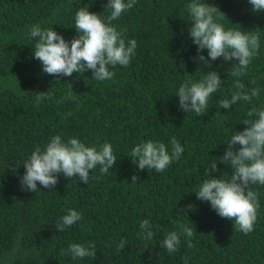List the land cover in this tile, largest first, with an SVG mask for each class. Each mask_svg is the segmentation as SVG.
Masks as SVG:
<instances>
[{
  "label": "trees",
  "instance_id": "trees-1",
  "mask_svg": "<svg viewBox=\"0 0 264 264\" xmlns=\"http://www.w3.org/2000/svg\"><path fill=\"white\" fill-rule=\"evenodd\" d=\"M107 2L0 0V264H264V185L251 186L259 194V208L248 234L195 195L208 178L204 172L209 165L218 163L214 177L229 178L231 169L219 161L226 144L233 130H244L250 110L264 107V11L253 12L248 0H204L224 14L217 16L225 29L241 27L260 35L259 51L240 77L259 95L225 110L218 101L235 91L234 61H211L206 49L199 54L210 67L194 61L197 46L189 37L186 9L191 0H136L113 21L126 43L135 39L137 47L127 67L110 68L115 73L111 80L97 81L90 70L70 77L44 73L33 56L31 26L52 28L71 41L79 35L78 8L87 5L106 18ZM209 71H216L222 84L208 110L202 116L184 112L176 97L180 85L198 82ZM70 88L73 98L63 99ZM40 92L47 98L37 103ZM56 135L98 149L110 143L117 162L107 174L99 166L91 170L87 184L61 173L51 191L39 184L35 193L22 190L24 161ZM172 137L184 151L163 172L140 170L132 163L137 144L159 141L171 151ZM188 205L193 208L184 216L180 210ZM68 209L79 212L81 220L57 231L55 225ZM145 219L154 233L151 239L141 234ZM180 225L193 228L194 235L186 237ZM171 231L180 232V244L170 254L162 241ZM122 239L124 249L117 252ZM73 243L95 244V258L73 259L67 252Z\"/></svg>",
  "mask_w": 264,
  "mask_h": 264
},
{
  "label": "clouds",
  "instance_id": "clouds-1",
  "mask_svg": "<svg viewBox=\"0 0 264 264\" xmlns=\"http://www.w3.org/2000/svg\"><path fill=\"white\" fill-rule=\"evenodd\" d=\"M135 3L136 0H108L104 8L109 9L110 14L106 18L90 12L87 5L79 7L75 12V32L79 35L71 41H66L52 28L42 29L39 24L32 25L29 36L36 41L33 56L41 63L42 71L53 77H70L73 73L83 74L90 70L92 78L97 81L111 80L115 73L110 68L117 65L127 67L137 47L135 39L126 43L123 33L112 22ZM248 3L253 12L264 11V0H248ZM186 9L191 20L189 37L197 46L194 61L210 67L209 60L199 54L205 49L211 61L217 58H222L224 62L234 61L231 75L236 78L233 83L235 91L230 99H220L218 107L226 110L240 100L247 102L257 97L260 90L256 87L248 89L240 77L247 74L248 66L259 51V33L244 31L241 27L225 29L218 22L217 16L219 13L225 17L224 14L204 0H191ZM251 83L255 84V81ZM221 84L222 80L216 71L203 74L198 82L186 80L176 94L179 107L184 112L191 111L202 116L208 110L210 97L218 91ZM73 93L70 88L63 99L73 98ZM46 98V92H40L37 93L36 101L39 103ZM247 115L249 119L243 122L246 127L243 131L233 130L224 154L219 159L220 164L231 169L229 178H220L221 175L214 177L212 173L219 171L218 163L211 164L204 172L208 178L203 180L195 193L197 200L209 203L219 217L234 221L238 230L244 234L254 231L259 208V194L251 186L264 185V107L254 108ZM170 144L171 151L159 141L148 140L137 144L131 150V161L140 170L154 169L158 173L163 172L184 151L175 137L171 138ZM116 162L110 143H104L98 149L96 146H86L76 138H69L65 142L60 135H56L50 138L43 149L37 146L24 161L22 166L25 172L20 177V184L22 190L28 192H37V184L51 191L58 183V174L61 173L66 178L78 177L80 182L87 184L91 170L99 166L100 173L107 174ZM137 179L133 175L131 183L136 184ZM192 208V205H188L180 211L187 216V211ZM80 220L79 212L68 209L55 228L62 232ZM179 227L186 237L194 235L193 228L185 225ZM140 229L144 239L153 238L149 220L141 221ZM180 232H168L162 241V246L170 254L178 250ZM125 243L123 239L120 241L117 252L124 249ZM191 246L189 243V247ZM95 247V244L84 246L73 243L69 245L67 252L73 259L95 258ZM62 254H65L64 250Z\"/></svg>",
  "mask_w": 264,
  "mask_h": 264
}]
</instances>
